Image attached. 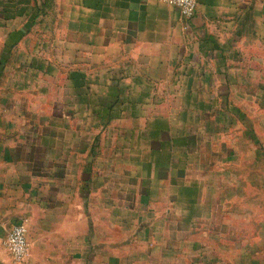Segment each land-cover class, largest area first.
Masks as SVG:
<instances>
[{
	"label": "crops",
	"instance_id": "crops-1",
	"mask_svg": "<svg viewBox=\"0 0 264 264\" xmlns=\"http://www.w3.org/2000/svg\"><path fill=\"white\" fill-rule=\"evenodd\" d=\"M197 2L0 0V243L27 221L32 259L84 264L88 206L141 227L180 189L178 131L264 82V0Z\"/></svg>",
	"mask_w": 264,
	"mask_h": 264
},
{
	"label": "rangeland",
	"instance_id": "rangeland-1",
	"mask_svg": "<svg viewBox=\"0 0 264 264\" xmlns=\"http://www.w3.org/2000/svg\"><path fill=\"white\" fill-rule=\"evenodd\" d=\"M236 86L229 85L233 92L222 103L212 101L227 102V109L214 112L213 106L205 124L178 131L190 140L195 160L180 159V171L169 176L180 189L165 192L156 214L147 209L148 224L131 226L119 207L85 209L90 252L84 264H264V82ZM98 234L101 248L92 242ZM5 241L0 264L72 261H36L29 246L27 258L17 262ZM93 247L108 252L92 257Z\"/></svg>",
	"mask_w": 264,
	"mask_h": 264
},
{
	"label": "built area",
	"instance_id": "built-area-1",
	"mask_svg": "<svg viewBox=\"0 0 264 264\" xmlns=\"http://www.w3.org/2000/svg\"><path fill=\"white\" fill-rule=\"evenodd\" d=\"M163 3L177 8L181 15L192 18L197 11V0H161ZM6 247L12 258L17 262L24 261L29 254L27 221L17 224L9 233Z\"/></svg>",
	"mask_w": 264,
	"mask_h": 264
}]
</instances>
